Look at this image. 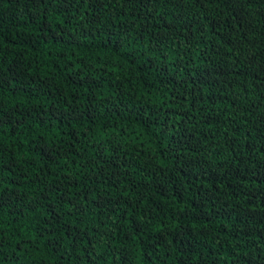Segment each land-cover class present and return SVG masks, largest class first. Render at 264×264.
<instances>
[{"label": "trees", "instance_id": "16d2710c", "mask_svg": "<svg viewBox=\"0 0 264 264\" xmlns=\"http://www.w3.org/2000/svg\"><path fill=\"white\" fill-rule=\"evenodd\" d=\"M0 264H264V0H0Z\"/></svg>", "mask_w": 264, "mask_h": 264}]
</instances>
